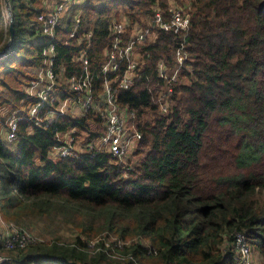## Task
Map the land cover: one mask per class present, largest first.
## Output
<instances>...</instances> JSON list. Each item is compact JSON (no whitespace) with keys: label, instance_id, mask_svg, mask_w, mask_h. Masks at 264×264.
<instances>
[{"label":"trees","instance_id":"16d2710c","mask_svg":"<svg viewBox=\"0 0 264 264\" xmlns=\"http://www.w3.org/2000/svg\"><path fill=\"white\" fill-rule=\"evenodd\" d=\"M51 1L10 0L15 45L10 61L0 65L5 75L0 84L8 89L0 94V109L22 105L26 94L18 86L44 49L19 50L25 41L22 24L32 26ZM168 3L106 0L93 7L87 2L91 70L103 64L111 19H118L119 11L137 21L141 14L152 16L155 5L167 9ZM190 5L186 38L157 31L154 39L138 45L139 79L119 94L118 104L136 113L142 133L136 161L117 164L105 152L95 158L50 156L56 132L78 128L91 140L100 136L97 127L91 129L100 121L90 114L68 115L47 131L24 120L13 143L0 134V219L20 225L52 211L74 223L86 216L81 237L87 241L79 236L71 248L54 241L15 252L19 255L0 253L11 258L7 264H238V234L264 250V0H190ZM6 29L0 7L4 47ZM132 31L128 28L126 37ZM69 32L55 39L57 64L68 77L80 76L82 67L72 58L81 46L68 38ZM36 36L41 38L34 31L31 38ZM182 47L188 61L174 105L162 116L156 100L165 83L158 79V68L164 63L175 69V53ZM102 82V77L95 80V96ZM103 234L116 241L110 248L101 242L91 251L88 240ZM0 252L10 253L1 246Z\"/></svg>","mask_w":264,"mask_h":264},{"label":"built area","instance_id":"2783aa9c","mask_svg":"<svg viewBox=\"0 0 264 264\" xmlns=\"http://www.w3.org/2000/svg\"><path fill=\"white\" fill-rule=\"evenodd\" d=\"M85 0H52L48 5V11L40 13L32 24L34 31L41 38L48 41L44 46L39 59L34 58L33 66H41L37 74L32 76L23 103L27 109H17L12 118L0 120V134H7L8 141L17 140L19 124L27 120L35 128L42 130H54L68 115L73 118H83L92 115L93 119L100 121L102 131H96L94 140L87 134L83 142H80L77 129L65 133L56 132L57 145L51 150L50 155L57 159L79 158L87 155L95 158L105 152L115 159L117 164L129 162L133 150L139 146L142 133L138 130L137 115L128 107L118 104L121 91L129 90L139 79L141 68L140 58L137 55V46L155 38L157 31H164L173 35H182L184 38L189 33L190 17L180 8L170 11L169 17L156 9L153 13V24L142 30L132 29L130 37H126V25L119 22L112 25L110 32L111 43L104 52V61L101 67L95 71L90 68V50L92 46L93 31H86L84 27L83 8ZM73 13V15H71ZM70 30L68 38L81 46L79 52L73 56V62L82 67L80 76L68 77L65 68L57 64L58 51L55 39L58 33ZM176 68L170 71L164 63L158 68V79L165 83L164 89L159 92L156 103L159 114L167 115L174 105L173 94L178 84L181 83L182 65L188 61L184 47L175 53ZM126 63V69L122 75L119 71ZM103 78L101 93L94 95V82ZM24 106V105H22ZM70 109L76 113L84 112L82 117H76ZM70 112L72 114H70ZM9 121V122H8ZM3 126V127H1ZM31 129V134L34 132ZM98 130V128H97ZM83 146L85 151H78ZM5 231L0 235L1 247L8 250H23L35 244V238L22 229L13 225H4ZM234 247L239 255L238 264H252V247L245 235L238 234ZM11 258L0 256V264H7Z\"/></svg>","mask_w":264,"mask_h":264},{"label":"rangeland","instance_id":"374dc122","mask_svg":"<svg viewBox=\"0 0 264 264\" xmlns=\"http://www.w3.org/2000/svg\"><path fill=\"white\" fill-rule=\"evenodd\" d=\"M168 3V7L167 9H162L160 7V4H157L153 7L154 11L156 9H159L166 18L169 17V13L172 9L174 8H180L184 11V13L186 15H189L190 11H191V5H190V0H167ZM90 3L93 7H97V6H101L103 5L106 0H85V6L83 8V17H85V7L86 4ZM49 3H46V7H48ZM90 5V7H91ZM45 7L44 3L40 4V6L38 7L39 9H42V7ZM0 7L2 8V12H3V16L6 19V25H7V29L6 31L8 32V42L6 44V46L4 47V45L2 43H0V65H2L5 62L10 61L8 58L12 55L13 51L11 53H9V51L6 52V55L4 54V51L8 48V44L10 41V36H9V14L7 13V9L5 7V2L4 0H0ZM88 8H86L87 10ZM13 12V10H12ZM116 13V12H114ZM73 15V13L71 14ZM119 16L118 19H111V24L112 25H118L119 22H124L126 25V29L129 27L131 29H136V30H142L144 28L150 27L153 24V15H139V19L137 21H133V19L130 16H127L125 13H123L122 11H119V13L117 14ZM88 20H84V27L88 28L90 26H88L90 24V21L92 20V16L87 17ZM96 19V17L93 18V21ZM22 34L23 37L25 39V41H29V42H25L23 46H21L19 48V50H21V52H23L24 50H29V52H33L36 50V48H38L41 45V38L40 37H35V38H31V34L34 33V29L33 27L29 24V25H25L22 24ZM112 27V26H111ZM64 31H62L60 34H62ZM16 55V52H15ZM3 57V58H2ZM138 59L139 54L137 55ZM34 60V59H33ZM32 60V61H33ZM28 68H30V66H28ZM41 68V66H31V73L28 72L26 73V77L27 78H22V85L21 87L18 86V88L21 89V91H24V93L28 90L29 84H30V75L36 77L37 74H35V72H32V69H34L35 71H38ZM0 76L2 77V79H5V75L4 73H0ZM187 80V79H186ZM187 82V81H185ZM183 83V82H182ZM181 84V83H180ZM7 94L8 93V89L5 88L3 85L0 84V94ZM24 100H22V105H19L18 107H16L14 110L11 111V108H13V106H15V104H7L5 105L2 109H0V120H5L8 117L12 118L14 116V113L17 109H27V106L23 103ZM70 111L73 114H77L78 116L76 117H82L84 115V112H79L76 113L74 110L70 109ZM70 112V114H72ZM9 122V121H8ZM92 126V130H94L96 127L98 128V130L96 131H103L102 130V126H98L97 124H91ZM3 127V126H1ZM10 132H8L7 134H4L2 132L1 137L4 138L6 141H8V136H9ZM77 134H79L78 138L80 139V142H83L85 139H87V137H85L87 135V133H85L84 131L78 129L77 130ZM88 141V139H87ZM138 147H136L133 150V153L131 154V159L129 160V162L131 161H136L137 159V153H138ZM78 151H85L84 147L81 146L79 148H77ZM51 156V155H50ZM52 157V156H51ZM53 159H57L52 157ZM50 210V209H49ZM86 221V216H84L83 214L80 215V222L74 223L73 220H66V217L64 215H56V212L52 211L49 214H44V216L41 217H37L35 219H29L26 223H21L20 225H16L14 223H6L4 222L2 219H0V230L3 232L5 231V227L4 225L10 226L13 225L14 227H17L19 229H22L23 231H25L27 234H29L32 239L35 238L36 242L33 245H36L38 243H53L55 242H61L64 246L66 247H70L72 246L73 243H75L74 241L77 239V237H83V235H81V231L83 228L82 225L85 224L84 222ZM81 223V224H79ZM81 225V226H80ZM27 227V228H26ZM29 228V229H28ZM81 237V238H82ZM85 237V236H84ZM89 237V236H88ZM87 238V237H85ZM85 238H82L83 240ZM87 241V240H84ZM116 241L115 238H110V240L106 239V234L103 235H99V237L97 238H93L91 240H88V245L90 246L91 251H95L96 247L99 245V243L101 242H105L106 247H111V243ZM33 245H30L33 246ZM51 245V244H50ZM6 251H10L9 254H7L6 252H0L2 254H6L7 256L11 254V256L14 255H19V253H15L18 250H8L6 248H4ZM26 249V248H25ZM23 249V250H25ZM1 251H4L3 249ZM4 255H0L2 257H7ZM251 260H252V264H264V250L262 248L258 249L255 248L254 246H252V252H251Z\"/></svg>","mask_w":264,"mask_h":264},{"label":"water","instance_id":"95a60500","mask_svg":"<svg viewBox=\"0 0 264 264\" xmlns=\"http://www.w3.org/2000/svg\"><path fill=\"white\" fill-rule=\"evenodd\" d=\"M5 2V7L7 9V13L9 14V36H10V41L8 44V48L4 51V54L6 55V52L9 51L11 53L14 50V45H15V24H14V15L12 12L11 8V3L10 0H4ZM3 58V57H2Z\"/></svg>","mask_w":264,"mask_h":264},{"label":"crops","instance_id":"0c3cea01","mask_svg":"<svg viewBox=\"0 0 264 264\" xmlns=\"http://www.w3.org/2000/svg\"><path fill=\"white\" fill-rule=\"evenodd\" d=\"M1 233H2V231L0 230V235H1ZM1 242H2V240H0V245H1Z\"/></svg>","mask_w":264,"mask_h":264}]
</instances>
